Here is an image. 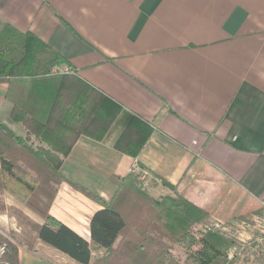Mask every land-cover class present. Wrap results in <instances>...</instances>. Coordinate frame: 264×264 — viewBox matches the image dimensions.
Listing matches in <instances>:
<instances>
[{"label": "crops", "instance_id": "crops-1", "mask_svg": "<svg viewBox=\"0 0 264 264\" xmlns=\"http://www.w3.org/2000/svg\"><path fill=\"white\" fill-rule=\"evenodd\" d=\"M0 19L33 32L76 70L65 92L86 95L89 112L60 166L67 179L107 202L113 176L137 160L150 171V196L179 193L209 219L262 208L264 0H0ZM7 87L0 82V121L25 136L10 119ZM96 92L104 98L100 116ZM115 143L141 150L133 158ZM99 209L62 182L47 213L90 244L93 260L103 253L89 230ZM130 217V226L140 225ZM17 256L18 264H79L38 239Z\"/></svg>", "mask_w": 264, "mask_h": 264}, {"label": "trees", "instance_id": "trees-1", "mask_svg": "<svg viewBox=\"0 0 264 264\" xmlns=\"http://www.w3.org/2000/svg\"><path fill=\"white\" fill-rule=\"evenodd\" d=\"M0 58L3 60L0 82L7 83L5 98L12 105L10 119L27 129L25 136H19L0 121V186L4 191L33 198V192L41 184V195L31 202L38 206L36 210L42 211L43 217L40 224L30 221L35 233L32 240L54 247L79 264H179L168 255L169 249L179 241H195L192 227L207 221V212L179 193L150 196L141 187L138 176L131 172L122 177L113 176L116 192L107 202L82 184L67 179L60 166L82 134L89 112L86 95L84 99L77 93L65 92L67 79L76 76L75 68L33 32L19 31L1 19ZM63 66L65 70L60 69ZM96 97L100 116L104 98L97 92ZM115 146L127 150L116 143ZM139 150L141 147L127 151L135 158ZM62 182H68L101 204L89 224L93 245L103 249L102 255L93 260L90 244L47 213ZM131 204L137 210L130 212V209L124 214L117 209ZM5 208L0 203V210ZM31 210L38 214L34 208ZM126 214L131 216L130 220L138 219L140 225L130 226ZM262 214L263 208L235 220H250ZM201 238L210 257L203 264H236L234 241L213 230L203 232ZM9 248L5 259L9 264H18L16 245L9 244ZM199 260L197 256L194 262L202 264Z\"/></svg>", "mask_w": 264, "mask_h": 264}, {"label": "rangeland", "instance_id": "rangeland-1", "mask_svg": "<svg viewBox=\"0 0 264 264\" xmlns=\"http://www.w3.org/2000/svg\"><path fill=\"white\" fill-rule=\"evenodd\" d=\"M60 69L64 70V67H60ZM148 185H150V183ZM41 191L42 186L39 184L33 192V198L40 196ZM33 198H27L26 196L23 197L19 194L4 191L0 186V203H3L6 206L4 210H0V229L5 233L1 234L0 232V237L2 240H4V238L6 239L7 236L10 235L12 240L15 241L14 245H16V249H18L19 246L24 245L26 248L33 246V241L35 240H32V236L35 234L34 228L30 223L31 219L26 214L31 213L30 209L32 208H34V210L38 208L36 204L31 202ZM27 204L32 205L29 206ZM27 206H29L30 209ZM36 211L38 212V215H41L40 213L42 211ZM32 215L33 217L37 218L33 213ZM263 215L264 214L260 216ZM210 220L211 219L207 218V221L195 224L191 230L193 235H196L197 237L195 241H190V239H187L185 242L179 241L175 243L173 247L169 249L168 255L178 261L179 264H196L194 260L197 256L200 257L199 261L202 264L205 260L210 261V257L206 253L207 246L202 244L203 239L201 238V234L203 233L202 225L209 222ZM229 240L233 241L232 239ZM234 243L235 245L232 250H235L238 253V256L235 260L236 264H264V241L260 244V250L255 252L251 251V245H246L236 241H234ZM35 244L36 243H34V245Z\"/></svg>", "mask_w": 264, "mask_h": 264}, {"label": "built area", "instance_id": "built-area-1", "mask_svg": "<svg viewBox=\"0 0 264 264\" xmlns=\"http://www.w3.org/2000/svg\"><path fill=\"white\" fill-rule=\"evenodd\" d=\"M130 172L138 176V181L142 188L148 187L150 171L142 167L137 160L131 163ZM260 201L264 209V195ZM202 228L203 232L210 230L218 231L226 238L232 239L233 241L251 245L252 252L260 250V244L264 241V215H255L248 221L211 219L209 222L204 223ZM0 232L1 234H5L2 230ZM14 243L15 241L12 240L10 235H8L6 239L4 238V240H0V264H9L5 259V255L10 252L9 244ZM233 255L236 254L233 253Z\"/></svg>", "mask_w": 264, "mask_h": 264}]
</instances>
